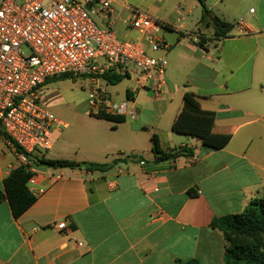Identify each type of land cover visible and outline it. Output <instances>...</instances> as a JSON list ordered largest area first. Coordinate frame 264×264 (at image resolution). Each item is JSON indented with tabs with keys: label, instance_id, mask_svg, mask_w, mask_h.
<instances>
[{
	"label": "crops",
	"instance_id": "1",
	"mask_svg": "<svg viewBox=\"0 0 264 264\" xmlns=\"http://www.w3.org/2000/svg\"><path fill=\"white\" fill-rule=\"evenodd\" d=\"M143 1L142 11L166 25L169 49L148 48L168 61L161 93L129 79L121 100L134 99L136 120L104 118L112 132L85 149L60 144V131L51 151L32 155L116 163L108 171L31 168L33 189L44 192L19 217L0 203V264H225L212 222L264 200V0ZM217 20L230 25L224 37L215 35ZM240 20L246 33L234 28ZM187 92L215 115L213 132L231 136L226 147L173 132ZM153 135L164 153L192 152L158 161ZM21 165L0 135V191ZM62 222L67 231L57 229Z\"/></svg>",
	"mask_w": 264,
	"mask_h": 264
},
{
	"label": "built area",
	"instance_id": "2",
	"mask_svg": "<svg viewBox=\"0 0 264 264\" xmlns=\"http://www.w3.org/2000/svg\"><path fill=\"white\" fill-rule=\"evenodd\" d=\"M165 26L126 0H0V135L22 165L33 168L30 156L51 151L67 127L43 104V88L53 78L86 79L90 114L136 120L134 99H114L105 76L160 94L168 61L148 48L169 49L160 37ZM234 28L247 32L244 20ZM124 32L140 39H124ZM36 184L32 176L27 186L34 195L43 193L33 189ZM56 227L68 230L65 222Z\"/></svg>",
	"mask_w": 264,
	"mask_h": 264
},
{
	"label": "trees",
	"instance_id": "3",
	"mask_svg": "<svg viewBox=\"0 0 264 264\" xmlns=\"http://www.w3.org/2000/svg\"><path fill=\"white\" fill-rule=\"evenodd\" d=\"M216 37H224L230 30V25L215 22ZM69 79L70 76H62ZM108 83L117 85L122 77L105 76ZM49 83V82H47ZM102 119L107 117H100ZM215 115L202 110L199 98L187 92L183 98V106L173 126V132L195 138L202 146L210 149H222L231 140L230 135L215 134L213 126ZM152 151L158 161L176 159L192 151L180 148L171 153L160 149L157 136L151 138ZM35 167L85 169L87 171H108L113 164L91 162H75L71 160H51L38 156H30ZM27 166L21 165L4 180V191H0V203L7 200L15 217L21 216L36 201V196L29 190L27 183L32 177ZM212 227L222 232L226 242L225 264H264V200L256 199L240 214L215 219ZM177 264H199L196 260L178 262Z\"/></svg>",
	"mask_w": 264,
	"mask_h": 264
},
{
	"label": "rangeland",
	"instance_id": "4",
	"mask_svg": "<svg viewBox=\"0 0 264 264\" xmlns=\"http://www.w3.org/2000/svg\"><path fill=\"white\" fill-rule=\"evenodd\" d=\"M131 6L146 10L147 4L143 0H126ZM117 10L120 6L117 5ZM96 23L100 20L94 17ZM123 38L139 40L140 36L135 32H124ZM56 77L43 88V104L59 120L67 124L62 129L60 144H72L77 150L90 148L92 144H97L101 139L108 138L110 125L104 119L89 113L88 92L89 84L86 79L73 78L62 79ZM128 78L117 85H106L109 93L114 99L124 98L125 90L132 86ZM49 156V155H48ZM82 158V157H81Z\"/></svg>",
	"mask_w": 264,
	"mask_h": 264
}]
</instances>
